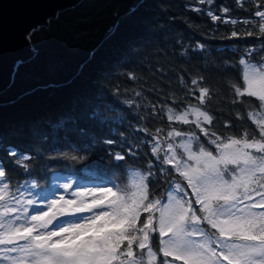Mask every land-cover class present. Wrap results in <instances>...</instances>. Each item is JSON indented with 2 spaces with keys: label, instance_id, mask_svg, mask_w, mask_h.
I'll return each mask as SVG.
<instances>
[{
  "label": "trees",
  "instance_id": "1",
  "mask_svg": "<svg viewBox=\"0 0 264 264\" xmlns=\"http://www.w3.org/2000/svg\"><path fill=\"white\" fill-rule=\"evenodd\" d=\"M30 40L34 56L0 92V233L8 218L28 220L64 178L127 199L137 172L145 201L162 203L176 185L190 190L182 142L195 138V152L213 154L231 139L264 142V99L246 89L243 65L264 67V0H81ZM199 228L220 234L204 218ZM24 242L27 258L63 249L35 245L31 233ZM15 246L0 242V264H16L6 252ZM161 258L180 262L152 264Z\"/></svg>",
  "mask_w": 264,
  "mask_h": 264
},
{
  "label": "rangeland",
  "instance_id": "2",
  "mask_svg": "<svg viewBox=\"0 0 264 264\" xmlns=\"http://www.w3.org/2000/svg\"><path fill=\"white\" fill-rule=\"evenodd\" d=\"M243 65L246 89L264 99V67L245 61ZM195 142L194 138L180 144L184 157L180 171L190 190L176 185L178 190L169 192L164 202H146L143 179L137 172L131 174L134 193L127 199L108 184L74 187L64 178L53 195L35 201L28 220L6 219V233L29 231L35 245L60 244L63 249L58 253L51 252L52 247L47 254L34 256L45 258L46 264H152L159 258L154 257L148 234L157 229L163 233L160 250L180 259L162 258L165 264H264V142L231 139L214 154L195 152ZM2 186L0 176V192ZM197 208L209 225L219 229L215 238L201 232ZM142 209L140 228L123 242ZM63 211L71 217L63 223L51 226L43 220L46 213ZM90 232L95 239L70 251L69 243ZM27 247L22 242L7 248L9 259L15 258L16 264H38V257L24 256ZM134 247L137 251L142 247V253L134 254Z\"/></svg>",
  "mask_w": 264,
  "mask_h": 264
},
{
  "label": "water",
  "instance_id": "3",
  "mask_svg": "<svg viewBox=\"0 0 264 264\" xmlns=\"http://www.w3.org/2000/svg\"><path fill=\"white\" fill-rule=\"evenodd\" d=\"M80 1L0 0V92L10 85L17 65L34 56L36 48L31 43V33L46 27L60 11ZM68 219L66 211L43 215V220L51 226ZM29 236V231L10 232L0 237V242L5 245L19 244Z\"/></svg>",
  "mask_w": 264,
  "mask_h": 264
},
{
  "label": "flooded vegetation",
  "instance_id": "4",
  "mask_svg": "<svg viewBox=\"0 0 264 264\" xmlns=\"http://www.w3.org/2000/svg\"><path fill=\"white\" fill-rule=\"evenodd\" d=\"M69 218H71L70 217V215H69ZM204 218V216L202 217V219ZM206 223H208L207 221H206ZM155 229H156V227H155ZM211 233H215V235L217 236V232H215L214 230L211 232ZM152 234V237H153V245L155 246V251L153 250V253L155 252V254H154V257H158V258H160V257H175L173 254H171V253H168V252H165V251H163V250H160V242H161V238L163 237V233H161V232H159L158 231V229L157 230H154V231H151L150 232V235ZM205 235H207L208 237H210V238H213L211 235H209V234H207V233H205ZM171 256H170V255ZM162 259V258H161ZM163 260V259H162ZM170 261H175V260H170ZM160 262V261H159ZM179 262V261H178ZM161 264H165L164 263V261H162L161 262Z\"/></svg>",
  "mask_w": 264,
  "mask_h": 264
}]
</instances>
